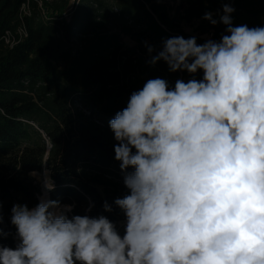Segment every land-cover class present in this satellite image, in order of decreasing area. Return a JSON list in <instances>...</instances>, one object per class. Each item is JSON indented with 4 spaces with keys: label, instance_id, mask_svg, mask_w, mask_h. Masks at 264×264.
<instances>
[{
    "label": "clouds",
    "instance_id": "obj_1",
    "mask_svg": "<svg viewBox=\"0 0 264 264\" xmlns=\"http://www.w3.org/2000/svg\"><path fill=\"white\" fill-rule=\"evenodd\" d=\"M234 11L205 13L226 26L219 41L167 38L149 60L202 79H149L109 121L129 190L114 200L123 235L42 197L13 205L17 244H0V264H264V27L233 26Z\"/></svg>",
    "mask_w": 264,
    "mask_h": 264
},
{
    "label": "trees",
    "instance_id": "obj_2",
    "mask_svg": "<svg viewBox=\"0 0 264 264\" xmlns=\"http://www.w3.org/2000/svg\"><path fill=\"white\" fill-rule=\"evenodd\" d=\"M225 3L235 9L233 26L264 27V0H0V227L8 233L0 244L15 248L11 209L39 203L32 173L42 170L49 198L74 205L70 216L125 223L114 200L129 190L109 121L149 79L169 88L202 79L149 60L167 38L219 41L226 26L203 17L219 21Z\"/></svg>",
    "mask_w": 264,
    "mask_h": 264
},
{
    "label": "rangeland",
    "instance_id": "obj_3",
    "mask_svg": "<svg viewBox=\"0 0 264 264\" xmlns=\"http://www.w3.org/2000/svg\"><path fill=\"white\" fill-rule=\"evenodd\" d=\"M176 1L177 0H165V2L168 5H170V6L174 5ZM182 80H185V79H182ZM32 175H33V177L35 178V180L37 181V183L39 184V187H40V194H39V198H38L39 202H40V199L42 197L50 199L49 198L50 194H49V191L46 188V185L49 184V186H51L52 182H51V180L48 177L47 171L46 170H42L41 172H33ZM124 225H125V223H121V225H120V227L118 229V231L121 233V235H123V233H124ZM16 244H17V240L15 238V246H16Z\"/></svg>",
    "mask_w": 264,
    "mask_h": 264
},
{
    "label": "built area",
    "instance_id": "obj_4",
    "mask_svg": "<svg viewBox=\"0 0 264 264\" xmlns=\"http://www.w3.org/2000/svg\"><path fill=\"white\" fill-rule=\"evenodd\" d=\"M22 10H23L24 12H26V10H27V6H26L25 4L22 5ZM19 31L24 33V27H21V28L19 29ZM5 39H6V41H8V35H6Z\"/></svg>",
    "mask_w": 264,
    "mask_h": 264
}]
</instances>
